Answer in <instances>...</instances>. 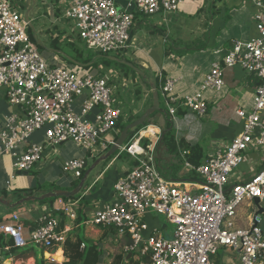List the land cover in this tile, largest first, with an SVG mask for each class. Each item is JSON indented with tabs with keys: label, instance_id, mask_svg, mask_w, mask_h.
<instances>
[{
	"label": "built area",
	"instance_id": "2783aa9c",
	"mask_svg": "<svg viewBox=\"0 0 264 264\" xmlns=\"http://www.w3.org/2000/svg\"><path fill=\"white\" fill-rule=\"evenodd\" d=\"M185 1L128 0L126 7L120 9L114 0H63L67 8L60 19L72 23L73 31L78 32L89 49L109 55L129 48L137 13L149 17L177 12ZM252 1L257 35L247 41H235L224 58L212 64L198 94L179 103L174 95L175 81L164 78L162 73L158 75L173 128L181 107L200 117L207 116L204 93L224 90L225 69L240 68L259 80L252 110L236 111L241 132L199 167L186 163L199 177L200 182L193 184L197 190L170 182L159 172L156 163L162 135L159 127L149 125L135 132L120 148L136 165L116 182L114 204L94 210L86 224L110 230L112 235L126 241L122 264H215L214 257L222 248L237 253L240 264H264V228L257 212L259 206L255 204L257 199L264 203V168L250 180L227 190L234 171L245 162L244 155L251 150L264 153V0ZM19 4L18 0H0V91L16 111L0 131V163L4 157H10L14 169L8 191L13 189L17 172L30 173L43 163L53 164L69 142L90 155L95 154L97 147L110 150L116 141L106 137L115 133L118 123L126 121L127 116L114 100V88L108 77L80 75L66 63L52 65L43 58L30 38V22L24 18ZM84 94L81 115L98 109L94 122L83 120L75 112L76 100ZM41 131L45 133L44 145L31 143L33 135ZM153 138L156 140L148 147L143 145L144 140ZM48 151L51 160L46 159ZM88 161L85 157L61 160L62 172L80 181L88 169ZM57 202L52 213L37 218L38 225L33 228L26 227L17 212L3 217L0 236L11 239L13 246L0 249V254L38 246L48 251L51 263L57 264L55 256L64 252L72 223L77 219L74 207L78 204L62 199ZM244 204L256 205V211L250 215L248 227L240 228L236 226V218ZM149 213L168 219L174 227L171 240L147 235L150 227L145 216ZM7 260L19 264L14 262L13 255Z\"/></svg>",
	"mask_w": 264,
	"mask_h": 264
},
{
	"label": "crops",
	"instance_id": "0c3cea01",
	"mask_svg": "<svg viewBox=\"0 0 264 264\" xmlns=\"http://www.w3.org/2000/svg\"><path fill=\"white\" fill-rule=\"evenodd\" d=\"M21 1L18 0L21 10L26 9V6L30 8L27 14L29 15L28 21L31 23L30 25H32L29 27V34L33 35V42L40 47L41 41H37V37L32 31L34 29L33 21L35 19H31L30 17L31 11L34 12L36 10L35 13L37 14L38 2L35 0H33V2L31 0H23L22 3ZM114 1L120 9L125 8L128 2V0ZM54 8V6H47L48 13L45 17L50 22L51 28L42 29V34L46 36L45 39L51 44L52 48L58 49L60 43L65 40L56 25L59 16L56 15L58 12H55ZM255 10L252 0H186L181 4L177 12L162 13L149 17H141V14L137 13L131 32L130 46L126 51H123V58L118 59L120 62L113 61L109 58L110 64L108 63L107 67L103 65L97 67V71H104V69L109 70V73L104 76L109 78L114 88L115 102L121 107L125 115H127L124 118L126 121H120L119 123L122 125H124L125 122L132 123L139 119L147 109L152 107V85H156V82H158V87H156L160 94L161 82L158 80L159 73H162L164 78H172L175 81L174 95L179 103L187 96L198 94L212 64L222 60L235 41H247L257 35L253 19ZM24 18L26 19V16H24ZM44 23L43 21L42 24ZM198 42L200 44H198ZM59 53L64 55L62 52ZM64 57L67 59V56L64 55ZM67 60L70 61L69 59ZM67 60L65 61L55 56V61L53 60L51 63L55 65L58 62H62L71 65L80 75L94 74L90 73L93 68L88 69V67L91 66L90 64L84 66L78 62L79 65H76L72 61V64H70ZM121 61L133 64L144 73L145 77L139 76L133 69L122 64ZM80 69H85L87 73L81 74ZM224 73L226 83L224 90L220 93L213 90L204 93V99L208 106L207 122L209 123H204L203 120L198 117V114L186 107H181L177 112V118L173 128L176 129L177 132L174 138L176 149H171L169 145L164 142L162 152L159 155L157 154L156 163L161 175L170 182L182 185L186 184V187L193 191L197 190L196 186L193 184L200 182L199 177L195 172L190 171L184 166V162L185 164L187 162L191 163L189 161V158L192 156L191 148L197 146L201 147L203 152L202 164L207 157L214 154L220 146L228 144L223 141L224 139L231 141L241 132V127L238 125V123L240 124V119L236 116V111L241 108L246 112H250L253 107L254 93L259 84V80L255 76L244 74L240 68L225 69ZM1 94L0 131L5 128L6 119L16 112L14 108L2 101L4 97ZM85 99L86 94L76 100L75 112L80 115L83 120L94 122L98 109H95L84 117L81 115V109ZM2 110H4V113ZM1 112L3 114H1ZM163 113L164 114H158L159 116H157L163 118L164 115V119L161 120L162 122L155 123L157 127L161 129L162 133L165 131L166 121L168 120L166 112ZM213 129H216L217 132L214 134V139H210L208 136ZM121 133L122 131L116 128V132L109 134L106 138L117 141ZM44 137V131L38 132L33 135L31 143L44 145ZM129 140L130 138L127 142ZM149 140L152 142L153 139ZM66 149L67 147L65 145L64 148L59 151V155H57L58 161L50 164V169H45L49 163L38 165L30 172L29 178H31V174L34 173L38 178H42L44 181L54 184V180L57 177L54 175V171H56L58 167L52 166L59 165L61 167V160L80 158L79 153H70V151H68L64 154L63 151ZM108 151L101 150L100 147H97L95 154L91 155L90 159L95 163L100 157L106 155ZM185 152L187 154H185ZM260 152L259 150H251L244 155V164H248L249 169L246 172L234 173V175H232L231 184L227 187L228 191L231 190L233 185L250 180L255 173L264 168V157H261ZM116 154L114 158L105 161L108 163L104 170L97 169L98 167L100 168L102 163L96 168L97 170L95 169L96 171L94 170L97 175H95L96 178L91 184L86 185V188L81 193L82 198L90 202L89 208L86 211L87 217L96 209H105L108 205L114 204V186L116 182L135 166L131 157L126 153H121L119 150ZM50 157L51 151H48L46 159L51 160ZM90 165L88 161V168L92 167ZM42 171L45 173L43 174ZM13 172L14 169L12 167L11 158L4 157L0 163V195L4 190L10 194L14 190L22 191L37 187L41 188V185L37 184V181L32 180V178L30 180L29 178L27 179V176H17L13 183L12 191H8L7 186ZM38 172H40L41 176H39ZM92 173H90L89 177H91ZM247 173L250 174L249 177ZM16 174L18 175V172ZM21 178L23 180L20 182L19 179ZM66 181L67 184L65 185L69 187L56 190L72 191L71 189L75 182H72L71 178ZM16 183H18V187H16ZM44 192L46 191H42L41 188L40 193L38 192L36 195H41ZM57 201L58 200L53 204H45L42 206H23L12 212L0 208V218L17 212L21 215L24 224L28 222L33 224V227H36L38 225L36 222L37 218L43 213H52L54 206L58 204ZM77 205L74 207L75 211ZM255 206L244 204L239 209L236 218V226L240 228L248 227L249 217L256 211ZM258 209L259 211L257 212L261 216L263 222L262 227L264 228V203H261ZM261 211L263 213H260ZM145 220L150 227V231L147 235L151 233L166 238L163 233L160 234V230L164 233L170 232L169 229L159 223L154 213L147 214ZM105 231H108V234L102 241V247L104 248V245L109 240H113L114 244H120L119 246H122L118 254L122 253L123 245L126 241L121 240L118 242L117 239H113L110 230L89 227V237L97 242L102 238ZM28 248V251L19 254L27 255L34 252L35 258L27 264H39L37 253L33 246L31 245ZM41 250H43V259L45 260L43 263L53 264L48 258V251L43 248ZM104 250L108 258L106 264L112 262L114 257L118 255L115 254V251L109 252L105 248ZM225 250L231 256L237 255L233 250L228 248H225ZM63 253L64 252H59L56 254L55 257L58 260L57 264H63L65 262L66 259ZM19 254L16 252L13 257L15 258ZM232 259H234L233 256L225 260L223 258L222 262L223 264H226V262L233 264ZM5 260L6 258H0L1 264H3ZM9 262V260L5 261V264ZM214 262L216 264L215 260Z\"/></svg>",
	"mask_w": 264,
	"mask_h": 264
},
{
	"label": "rangeland",
	"instance_id": "374dc122",
	"mask_svg": "<svg viewBox=\"0 0 264 264\" xmlns=\"http://www.w3.org/2000/svg\"><path fill=\"white\" fill-rule=\"evenodd\" d=\"M31 1L33 2V0H31ZM35 1L38 2V5H37V8L38 9H37V14L35 13L36 10L34 12L31 11V13H30L31 19L32 18L35 19L33 21L34 29L32 31L35 33V35L37 37V41H41V43H40L41 46L39 47V49L42 52L43 58L49 64H52L51 62H53V60L55 61V56H56V58L58 57V58L64 59L66 61L64 55L67 56V57H69L68 54H73L74 55V51H73V48H74V49H77L82 54V56H83L82 57V60H80L79 63L82 64V65H84V66L90 64L91 67L93 68V70L90 71V73H94V74L101 73V75H106V74L109 73V70L108 69H104V71H97V67L100 66V65H103V66H106L107 67L108 63L110 64L109 58H111V57L112 58H117V59L123 58L124 52H113V53H110L109 55H103L102 53H100V52H98V51H96L94 49H89L87 43L85 41H82L80 39L78 32L77 31H73V25H72V23H70L66 19H63V17L60 19L61 13L64 12L66 10V8H67L66 5L64 3H62L63 0H60V1H58V0H35ZM21 2L23 3V0ZM49 5H50V7L54 6L55 7L54 8L55 12H58L59 13L58 14L59 20L57 21V24L56 25L58 26V29L61 31V33H62L61 35H62V37L65 40L64 42L60 43V45L58 46V49L52 48L51 44L49 42H47V40L45 39L46 36L44 34H42V29H44V28H51L50 22L45 17L47 15V13H48L47 6H49ZM29 10H30V8L28 6H26V9H24V10H21L20 9L21 13L24 14V16H26L29 13ZM162 13H164V12L158 13L156 15H159V14H162ZM140 16L141 17H146V16H143V15H140ZM43 21L45 22L44 24H42ZM52 31H53V29H52ZM198 44H200V43L198 42ZM59 52L64 53V55H61ZM69 58L71 60H73L71 57H69ZM55 65H59V64L57 63ZM67 66H69L68 68L70 70H73L74 69L73 66H71V65H68L67 64ZM80 70H81L80 71L81 74L87 73V71L85 69H80ZM2 92L3 91H0V94ZM1 95H3V97H4V99H2V101H4V102L7 103L6 98L4 96V93H2ZM160 96H161V90H160ZM161 98H162V96H161ZM161 103H162L161 104L162 105V109L164 111H168L167 106H166L163 98L161 100ZM7 105H8V103H7ZM8 106H10V105H8ZM10 107H12V106H10ZM2 112L4 113V110H2ZM2 112H1V114H3ZM157 116H159L158 113H156L155 115H153L151 117L150 122H147V126H145L143 129H147V127H149L148 126L149 124L154 125V126H157L155 123H161L162 122L161 120L164 119V115H163V118L162 117L159 118ZM198 117H200V116H198ZM207 117L208 116H206V117H200V118L203 120L204 123H209V122H207V120H208ZM129 124H131V123H129V122H125L124 123L125 127L127 125H129ZM238 125L240 127V124L239 123H238ZM172 130H173V133L172 134L176 137V135H177L176 129H172ZM215 130L213 129V131L209 134L208 138L214 139V134L217 132V130L216 131ZM153 140L155 141L156 138H153ZM223 141H225V143H229L230 142V140H226V139H224ZM31 142H32V140H31ZM66 147H67V149L65 151H63L64 154H65V152H68V151H70V153H73V152L79 153L80 154L79 157H84L85 156V158L89 159V163L91 164L90 166L93 165L94 162H92V160L90 159L91 158L90 157L91 155L88 152H86V151H84V150L76 147V145L73 144L72 142L67 143L66 144ZM59 150H60V148H59ZM260 154H261V157H264V153L263 152H260ZM107 163L108 162H103L100 165V168L98 167L97 169L104 170L106 168V166H107ZM184 166H186L185 162H184ZM52 167H56V168L58 167V169L56 171H54L55 172L54 175L57 176L56 179L54 180V184L53 183H50V182L48 183L47 181H44V179H42V178H38V176L37 175H34V173L31 174L32 180L37 181V184H40L41 185L42 191H46V192L50 191L51 188H55V187H57L58 189H66V187H69V186H67L65 184H67V181L66 180H69L70 178L67 177L62 172L61 167L59 165H54ZM47 168L50 169L51 168L50 165H47L45 169H47ZM88 169H90V167ZM248 169H249V165L248 164H243L238 169H236L234 171V173L235 174H237V173H243V172L248 171ZM95 171L91 174V177L88 178L87 185L88 184H91L94 181V179L96 178L97 175H96ZM38 173H39V176H41L40 175V172H38ZM42 173L44 174L45 172L42 171ZM234 173H233V175H234ZM247 174H248L247 176L249 177L250 174L249 173H247ZM17 176H19V175H17ZM28 178L29 177H27V179ZM31 178H29V179L31 180ZM19 180L21 182V180H23V179L21 178ZM78 181L79 180L76 181V180H73L72 179V182H77L78 183ZM14 182H15V180L13 181V183ZM16 187H18V183H16ZM23 206H32V207H34V206H39V205H37V203L35 201H33V202H30V203H26V204L22 205L21 207H23ZM21 207H18L16 209H19ZM0 208L1 209H4L3 206H0ZM14 210L15 209L11 210L10 212H12ZM155 217L159 220V223L162 226H165L170 231L169 233H164L162 230H160V234L163 233L164 236L168 240H171L173 238V235L172 234L174 232V227L169 223L168 219L165 216H157L155 214ZM89 227H92V226H90L89 224H85L82 227L74 230L72 234L74 236L81 237L85 242H88V243L89 242H96V241L90 239V237H89V232H88L89 231ZM112 236H113V239H117L118 242H120L122 240L121 237L119 235H117V234H113ZM119 245L118 244L117 245L114 244L113 243V240H109L104 245L105 246L104 248L107 251H109V252L110 251L111 252L112 251H115V254H118L119 251H120L119 249L122 248V246H119ZM33 248L35 249V251L37 253V258H38L39 264H44L43 263L44 262L43 261V254H42L43 253V250H41L42 248H40L38 246H33ZM28 249L29 248L18 249L17 252H18V254L19 253H23L25 251H28ZM232 256L234 258V259H232L233 260L232 263L233 264H240L239 263V260H238V256L237 255H232ZM232 256L229 253L226 252L225 248H222V249H220L219 254L216 257H214V260L216 261V264H223V262H222V259L223 258L225 260V259H227L229 257H232ZM6 257H7V254L5 252L2 253L1 256H0L1 259L6 258ZM227 263L228 262H226V264ZM228 264H231V263H228Z\"/></svg>",
	"mask_w": 264,
	"mask_h": 264
},
{
	"label": "trees",
	"instance_id": "16d2710c",
	"mask_svg": "<svg viewBox=\"0 0 264 264\" xmlns=\"http://www.w3.org/2000/svg\"><path fill=\"white\" fill-rule=\"evenodd\" d=\"M59 14V13H58ZM58 14H56L58 16ZM30 38L32 41H34L33 39V35L30 34ZM74 55L73 54H68L69 57H71L73 60L80 62V60H82V54L77 50L74 49ZM66 59V58H65ZM67 60V59H66ZM68 61V60H67ZM71 64V61H68ZM92 67H88V69H91ZM156 86L158 87V82H156ZM161 96H160V106L162 108V103H161ZM164 111V110H163ZM166 112V116L168 118V120L166 121V127H165V131L166 135L164 137V142L169 145V147L171 149H176V143L174 142V138L175 136L172 134L173 130H170V127L172 126L170 120H169V116H168V111H164ZM182 113V112H181ZM150 125V124H149ZM148 125V126H149ZM145 126H147V123L143 126V127H139L135 132H138L140 130H142ZM117 128L121 131L124 130L125 125H122L121 123H118ZM131 139V138H130ZM150 140H144L143 141V145L145 147H148V145L150 144ZM191 148V147H190ZM192 156L189 158V161L195 166V167H199L201 165V160L203 158V152L200 146L197 147H192ZM117 154H115L112 158H114ZM136 165V164H134ZM88 170V169H87ZM87 170L85 171V173L83 174L82 179L84 178ZM81 179V180H82ZM79 185V181L78 183L75 182L73 183V187L71 190L77 188ZM58 189L57 187L55 188H51V191H54ZM41 188L37 187V188H33V189H26V190H22V191H17L14 190L12 193H8L7 191H3L1 195L3 196H10L13 195L16 200H19L23 197L24 193H31V194H37L38 192L40 193ZM82 193V192H81ZM77 195L74 198H66L63 197L61 198L64 201H77L79 202L76 208V212H77V219L75 222H73V229L71 230V232L69 233L66 243L64 245V256H65V262L63 264H106L108 261V258L106 256V251L104 250V248L102 247V241L104 240V238L107 236L108 231L104 232V235L102 236V238L97 241V242H85L81 237L79 236H74L72 233L74 230L82 227L83 225L86 224V220H87V210L89 208L90 202L87 201L86 199L82 198V194ZM74 199V200H73ZM56 200H58V198H52V199H48V200H44V201H35L37 203V205L42 206L45 204H53ZM16 210V209H15ZM2 220V218H0V221ZM24 224V223H23ZM26 227H30L33 228V224L30 223H25L24 224ZM82 245H85V249H82ZM6 246H13V242L11 239H5L4 236H0V249L4 250V248ZM17 252V249H12L10 253H7V258H9L11 255H14ZM4 253V251H3ZM111 257V254H110ZM124 260L123 254L120 253L118 255H116L114 257L113 263L112 264H122ZM43 261L45 262V260L43 259ZM1 264V262H0Z\"/></svg>",
	"mask_w": 264,
	"mask_h": 264
},
{
	"label": "water",
	"instance_id": "95a60500",
	"mask_svg": "<svg viewBox=\"0 0 264 264\" xmlns=\"http://www.w3.org/2000/svg\"><path fill=\"white\" fill-rule=\"evenodd\" d=\"M26 20H29V15H26ZM31 24V23H30ZM32 25H30L31 27ZM67 59H69L70 61H72L74 64L79 65L78 62L71 60L69 57H67ZM113 61L116 62H120L117 58H110ZM122 64L126 65L127 67L133 69L138 75H140L141 77H145L144 73L138 69L137 67H135L133 64L129 63V62H124L121 61ZM153 87V105L151 108L147 109V111L136 121L132 122L131 124L127 125L124 130L122 131L119 139L115 142V144L111 147V149L108 151V153H106V155L100 157L93 165L92 167H90V169L86 172L84 178L80 181L79 185L77 188H75L72 191H65V190H54L51 192H44L41 195H36V194H27L24 193L23 197L19 200H16V198L13 195H10L8 197L0 195V206H3L4 209L6 211H11L13 209H16L18 207H21L22 205L26 204V203H30L33 201H44V200H48V199H52V198H58L61 199L63 197L66 198H74L77 195H79L85 188L87 185V178L89 177L90 173H92L101 163L109 160L110 158H112L119 150L121 147H123V145L127 142V140L129 138H131L135 131L139 128L144 126L147 122H150L151 117L153 115H155L156 113H158L159 115L164 114L163 109L160 106V95L159 92L157 90L156 85H152ZM173 129V126L170 127L169 131ZM167 131H164L162 133V136L159 140L158 143V155L162 152L163 147H164V137L166 135ZM19 176H30V173L27 171H19L18 172ZM255 204L257 206H260V202L259 200H255ZM260 213H263L262 211ZM35 258V253L32 252L30 254L24 255V254H19L14 258V261L19 263V264H27L29 261L33 260ZM7 264H10L7 263Z\"/></svg>",
	"mask_w": 264,
	"mask_h": 264
}]
</instances>
